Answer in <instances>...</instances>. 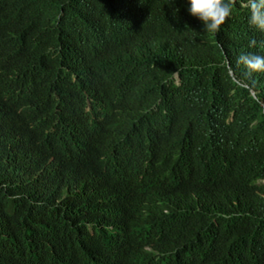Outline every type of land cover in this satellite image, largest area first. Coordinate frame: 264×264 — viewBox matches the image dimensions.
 I'll list each match as a JSON object with an SVG mask.
<instances>
[{
	"label": "trees",
	"instance_id": "1",
	"mask_svg": "<svg viewBox=\"0 0 264 264\" xmlns=\"http://www.w3.org/2000/svg\"><path fill=\"white\" fill-rule=\"evenodd\" d=\"M188 8L0 0V264H264V34Z\"/></svg>",
	"mask_w": 264,
	"mask_h": 264
},
{
	"label": "clouds",
	"instance_id": "2",
	"mask_svg": "<svg viewBox=\"0 0 264 264\" xmlns=\"http://www.w3.org/2000/svg\"><path fill=\"white\" fill-rule=\"evenodd\" d=\"M248 10L250 28L264 34V0H242ZM237 0H187L189 14L198 19L204 26V31L215 35L232 15ZM256 40L249 42V47H255ZM237 64L243 66L244 75L264 74V56L254 53H244L237 57Z\"/></svg>",
	"mask_w": 264,
	"mask_h": 264
},
{
	"label": "bare ground",
	"instance_id": "3",
	"mask_svg": "<svg viewBox=\"0 0 264 264\" xmlns=\"http://www.w3.org/2000/svg\"><path fill=\"white\" fill-rule=\"evenodd\" d=\"M129 9V8H128ZM20 142V141H19ZM15 146V145H14ZM17 146V145H16ZM12 150V149H11ZM19 150V149H18ZM21 152V151H20ZM17 155H18V152H17ZM20 155V154H19ZM44 156H46V155H44ZM135 159V158H134ZM48 160V159H47ZM103 160V159H102ZM129 160V159H128ZM47 162V161H46ZM105 163V162H104ZM50 164V163H49ZM125 164V163H124ZM127 166V165H126ZM57 190V189H56ZM57 199V198H56ZM55 199V200H56ZM62 203V202H61ZM38 215V214H37ZM49 236H50V234H49ZM64 236H65V234H64ZM62 237V236H61ZM66 237V236H65ZM61 240V239H60ZM44 255V254H43ZM41 260V259H40Z\"/></svg>",
	"mask_w": 264,
	"mask_h": 264
}]
</instances>
